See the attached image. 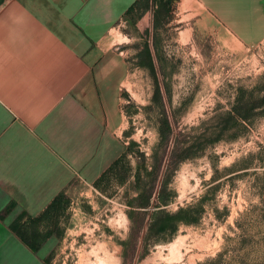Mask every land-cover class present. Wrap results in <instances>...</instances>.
<instances>
[{"label": "rangeland", "instance_id": "rangeland-1", "mask_svg": "<svg viewBox=\"0 0 264 264\" xmlns=\"http://www.w3.org/2000/svg\"><path fill=\"white\" fill-rule=\"evenodd\" d=\"M178 2L157 13L140 0L113 32L129 64L126 149L63 196L45 264H264V40L241 42Z\"/></svg>", "mask_w": 264, "mask_h": 264}, {"label": "crops", "instance_id": "crops-1", "mask_svg": "<svg viewBox=\"0 0 264 264\" xmlns=\"http://www.w3.org/2000/svg\"><path fill=\"white\" fill-rule=\"evenodd\" d=\"M139 1L0 0V264H45L48 206L123 156L129 64L113 32ZM178 4L241 42L264 40V0ZM20 216L36 251L11 229Z\"/></svg>", "mask_w": 264, "mask_h": 264}, {"label": "trees", "instance_id": "trees-1", "mask_svg": "<svg viewBox=\"0 0 264 264\" xmlns=\"http://www.w3.org/2000/svg\"><path fill=\"white\" fill-rule=\"evenodd\" d=\"M154 1V4L156 6V11L157 13L163 11V10H166L168 4H169V1L170 0H153ZM143 58H140L139 59V62H138V65L140 67H144V68H147L151 74V76H153L154 78V81H155V90H154V99H156L159 95V88H158V84H157V81H156V77H155V69H154V65H153V59H152V56H151V53H150V50L148 48V46H145L143 52ZM167 132H169V126L167 124L166 121H163L162 123V127L159 129V134H160V137L161 139H165L166 137V134ZM120 160V159H119ZM119 160H117L114 164H113V167L111 168V170H113L114 168H116L118 165H119ZM109 170V172L111 171ZM108 173V172H107ZM107 175V174H105ZM104 175V177H105ZM103 177V178H104ZM139 180V172L137 173V181ZM62 198H63V195H59L57 196L52 202L51 204L48 206V209L47 210H51L53 211V217L56 216V214L58 213V210L61 206V202H62ZM141 207H147L149 205V199L148 198H145L144 200L141 201L140 203ZM40 218V217H39ZM39 218H34V219H31V222H36L39 220ZM22 219V216H20L12 225H11V229L17 234V236L19 238H21L23 240V242L27 243L33 250H37L38 248L36 247L35 245V242L38 240V237L33 233L31 235V242L28 240V235L26 234V232L22 229V224H20V221ZM54 229L49 231L47 233L46 236H51L53 233H54ZM34 242V243H33Z\"/></svg>", "mask_w": 264, "mask_h": 264}, {"label": "bare ground", "instance_id": "bare-ground-1", "mask_svg": "<svg viewBox=\"0 0 264 264\" xmlns=\"http://www.w3.org/2000/svg\"><path fill=\"white\" fill-rule=\"evenodd\" d=\"M184 9H185V8H184ZM197 12H198V11H197ZM222 35H223V34H222ZM232 36H233V35H232ZM101 246H102V245H100V247H101ZM95 247H98V246H95ZM100 247H98V248L100 249ZM102 247H103V246H102ZM92 248H93V247H92ZM98 248H97V249H98ZM93 250H94V248H93ZM93 250H91V251H93ZM102 250H103V248H102ZM105 250H106V249H105ZM103 251H104V250H103ZM95 252H96V250H95ZM97 252H98V251H97ZM97 252H96V255H97ZM93 254H94V253H93ZM104 254H107V252L104 253ZM94 255H95V254H94ZM105 256H106V255H105ZM98 257H99V254H98ZM81 258H83V257H81ZM96 258H97V256L95 257V259H96ZM105 258H106V257H105ZM108 258H109V256H108ZM108 258H107V260H108ZM84 259H85V258H84ZM84 261H86V260H84ZM104 261H105V260L100 259V263H101V262L105 263ZM80 262H81V261H80ZM82 262H83V260H82ZM82 262H81V263H82ZM88 263H89V262H88ZM95 263H96V262H95ZM95 263H94V264H95ZM98 263H99V258H98V262H97V264H98ZM105 264H106V263H105Z\"/></svg>", "mask_w": 264, "mask_h": 264}]
</instances>
